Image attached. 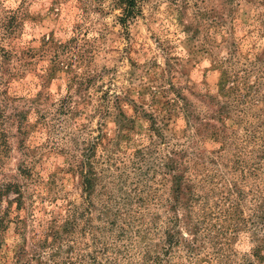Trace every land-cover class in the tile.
Returning a JSON list of instances; mask_svg holds the SVG:
<instances>
[{
  "label": "rangeland",
  "instance_id": "1",
  "mask_svg": "<svg viewBox=\"0 0 264 264\" xmlns=\"http://www.w3.org/2000/svg\"><path fill=\"white\" fill-rule=\"evenodd\" d=\"M140 6L139 15L125 29L118 20L124 8L120 0H0V11L21 9L29 15L13 28L11 38L16 49L36 50L34 56L26 58L30 61L26 67L15 53L9 59L0 54V106L3 108L0 120V224L4 217L0 227V264H28V259L35 253L32 246L37 238L34 236L39 234L38 238H42L50 219L67 215L66 200L88 207L86 217L94 229L106 230L103 240L110 249L107 253L111 254V234L120 231L117 226L111 231L109 224L111 211L118 206L115 200L126 197L125 202L129 204L136 184L145 198L149 187L159 196L166 197L170 193L174 171L165 167V163L167 153L171 155L176 143L184 145L186 150V158L182 155L184 158L180 162L191 164L198 160L203 163L199 166L205 171L201 178H208L203 181V192L214 188L218 194L221 190L225 194L236 190L238 195L241 190L245 196L241 200L237 224L230 225L228 203H222L223 210L227 209L226 217L208 219L212 224L224 223L226 226L227 231L219 237L221 243L216 249L210 247L213 242H208L209 237L200 232L206 223H197L195 215L190 221L185 209L170 210L168 204H151V212L144 216L146 222L152 221L154 215L159 218V223L167 225L168 219L174 216L177 222L170 226L181 238L182 247L163 264L188 262L187 239L195 240L203 254L223 248L218 254H209L210 261L206 264L257 263L253 253L264 238V151L250 154L252 147L247 146L246 154L241 151L239 137L246 136L247 126L256 129L264 122V102L253 105L251 111L249 104L240 105L247 116L238 124L237 115L228 107V101L220 98L219 105L213 97L225 70L237 75L235 78L243 87V93L250 94L257 86L258 93L250 95L264 97V0H143ZM2 32L0 30V35ZM75 35L79 39L72 44L76 50H84L85 62L78 64L67 60L64 68L55 69L53 76L48 78L54 51L49 49L46 41L53 36L64 42ZM85 38L90 42L85 43ZM84 70L93 71V82L78 93L77 86L74 87L73 104L78 113L61 116L60 130L52 133L60 139L61 147L50 151L52 141L49 140L52 139H49L51 136L45 125L38 123L37 109L47 111L48 118L52 117L57 109L54 104L71 83L70 79ZM172 87L182 89L186 98L182 103H190L188 117L179 112L170 119H161L164 110L148 107L154 93L163 103L167 97H174ZM106 92L108 99L103 100L101 96ZM210 93L211 96H207ZM116 94L122 99L127 117H134L136 109L142 110V107L157 115L161 119L158 125L163 127L160 133L153 134L147 129L151 123L144 113L132 121H122L123 116L111 101V96ZM96 103H100L102 114L95 113ZM219 110L229 114L224 123L218 119ZM259 115L260 119L257 118ZM125 123L130 128L128 137L122 126ZM216 128L224 132L228 142L225 150L220 148V141L209 139ZM99 132L104 134L105 143L97 146L92 161L96 177L89 202L87 193L81 189L84 178L70 163L72 154L82 160V141L94 142ZM231 133L238 136H231ZM212 150L217 152L211 153ZM235 154L241 155L238 158L242 160L245 157L254 159L259 169L253 174L247 169L234 170L237 166ZM187 158L192 160L186 161ZM20 169H26V174L23 175ZM166 173L169 181L163 186L161 180ZM211 176L214 183L210 182ZM9 182L22 187L24 194L19 204L12 202L19 198L16 193L2 192ZM208 201L216 205L220 195L212 196ZM102 205H107V209H102ZM85 219L79 218L78 222ZM199 219L203 217L199 216ZM58 225L61 231L62 222ZM215 231L213 229L212 236ZM63 236L68 238L62 242L63 254L67 253L73 240L84 243L90 239L89 235ZM162 239L160 234L149 233L132 251L134 261L143 262L141 250L146 246L160 249ZM20 247L27 252L18 258ZM107 253L102 256L103 261ZM223 257L230 258L222 260ZM49 260L48 264H54ZM42 261L45 258L36 259L32 264H43ZM124 264L131 262L127 260Z\"/></svg>",
  "mask_w": 264,
  "mask_h": 264
},
{
  "label": "trees",
  "instance_id": "2",
  "mask_svg": "<svg viewBox=\"0 0 264 264\" xmlns=\"http://www.w3.org/2000/svg\"><path fill=\"white\" fill-rule=\"evenodd\" d=\"M123 4V12L122 15L118 17L120 24L127 29L129 24L139 15L141 11V2L143 0H120ZM2 11H4L2 13ZM0 11V30H3L2 35H0V54L3 58L9 59L13 53H15L18 57V60L23 62L24 67L30 65V61H27L26 58L32 57L36 54V50L26 48V49H16V45L12 43L11 35L13 34V28L16 24L20 23L22 19H25L29 15L23 12L21 9H15L11 11H7L2 9ZM80 27V25H79ZM78 29V27H77ZM10 39V41H9ZM79 37L75 35L73 38L67 41H57L54 39L53 36L49 37L46 41L49 44V49L53 50V54L50 58V65H52V69H50L49 73L47 74L48 78H51L54 74L55 69H62L64 68V64L67 60L75 61L78 64H82V61L85 62V54L84 50H76V46L72 43H76ZM86 42H90L88 38H85ZM94 40V39H93ZM96 41V40H94ZM8 42V43H6ZM6 43V44H5ZM8 48H7V47ZM65 58V60H63ZM74 59V60H73ZM69 64V63H68ZM222 65H219V67ZM18 68H15L17 70ZM9 72L12 69H8ZM48 72V71H47ZM237 76V75H236ZM235 75H232L227 70L222 72V77L218 83L219 89L218 92L214 95V100L218 101L220 105V98H225V101H228V107L233 109L235 114L237 115L236 120H238V124H240L243 120L246 119V111L242 108H239L240 105L249 104V111L252 110L253 105L258 106L259 103L264 102V97L255 98V96H251L252 93H258L257 86L253 87L252 92L250 94L243 93V87H241L240 82L237 83ZM94 73L91 70H84L80 74H76L74 77L70 79V84H68L66 89L60 95L54 105H56L57 109L52 113V117L48 118L47 111H41L37 109V114L39 115L38 123L45 125L44 127L48 129V133H50L52 140L50 151H53L60 148V139L53 136L52 133H58L57 131L60 130V126H62L61 116L67 115L70 113L77 114V107L74 105L73 100V89L77 86L76 93H78L81 89H87L93 82ZM45 82V80H44ZM230 82H233L229 85ZM42 84V83H40ZM44 84V83H43ZM174 86V84H171ZM174 90V88H171ZM254 91V92H253ZM5 94H8L7 91H4ZM174 97H167L165 102H161L157 95L154 93L152 100L153 102L149 104V108L153 109H161L164 110V114L162 115L161 119L168 118L170 119L172 115H178L179 112L183 113L186 117H188L191 113V105L188 101H185L186 98L182 94V89L178 88L174 91ZM115 94V93H114ZM197 95V93H194ZM107 92L101 96L104 100H107ZM207 96H211V93ZM251 96V97H250ZM264 96V94L262 95ZM113 103L116 108L119 109V114L123 116L122 121H132L134 117H139L141 113L147 115L150 120V126L147 129L153 134H159L163 127L158 125V118L157 115L154 113H148L145 107L137 108L135 111L134 117H127V115L123 111V106L121 104L122 99L116 94L112 98ZM132 100V99H131ZM136 103V102H135ZM100 104V103H99ZM99 104H95V113L102 114V109H100ZM86 105V103H85ZM75 106V107H74ZM261 107V106H260ZM75 108V109H74ZM2 106H0V120L2 118ZM219 121L224 123L226 117L229 116L228 113H225L222 110H219ZM257 118H261L259 115ZM130 119V120H129ZM1 122V121H0ZM40 124V125H41ZM59 124V125H58ZM77 124L80 125L81 123L77 121ZM252 125V124H250ZM123 129L126 132V136L128 137L130 128H128V123L122 124ZM168 126V124H165ZM150 132V133H151ZM235 132V131H234ZM149 134V135H153ZM245 137H239L241 140V151L246 153V147L250 146L252 149L249 151L250 154L257 155V153H262L264 151V122L262 121L259 126L254 129H249L248 126L245 128ZM231 136H238L237 134L231 133ZM53 137V138H52ZM61 139H64L62 137ZM94 142H87L82 141L83 144V157L82 160L78 159V156L72 154V162L70 163L71 166L77 167L78 171H80L81 175L83 176L82 182V190L87 193V200L90 202V197L92 194V190L94 187V180H95V167L93 165V158L95 156V150L97 146L104 145L105 138L104 134L98 133L95 137ZM209 139L213 141H220L222 145L220 148L223 150L227 149L228 142L225 138L224 132L219 130L218 128L211 131ZM184 145L180 143H176L175 149L172 150L171 155L167 153V161L165 163V167L173 170L174 173L170 179L171 188L170 193L163 197V195H158L156 191L152 187H149V193L147 197L141 196V191L138 189V185L134 186V190L132 194H130L131 201L130 203H126V197H120V200H115V204L118 205L116 209L111 211V221L109 224L111 225V231L114 230V227L119 228L118 234H111V254L107 252L110 250L106 245V242L103 240L104 233L106 230L101 227H97L94 229L92 224L90 223V219L88 216L86 217V213L89 212L88 207H84V205H76L73 201L66 200L64 202V207L66 208L65 213L66 216L63 215L59 217H53L50 225L46 228L45 232L42 234V238H38L39 234L35 235V241L33 242L32 249L35 252L33 255L30 256L28 259V264H32L36 259H44L42 261L43 264H48L49 259H51L54 264H124L125 261H130L131 264H163L164 261H167L173 257V252L177 251L181 245V238H179L178 232H175L174 227L170 226V223L177 222L176 217L171 216L168 221L167 225H163L159 223L157 219L158 217H152V221L146 222L144 216L146 213H150L151 210L149 206L151 204L155 205H170V210L176 209H185L187 211L186 216L187 218L192 221L194 219L193 215L196 216L197 223L203 222L206 225L201 226L200 232L203 234L205 233V237H209L208 242L210 247L216 249L217 245L221 242L218 240L219 237L224 236L226 230V226L224 223H219V225L212 224L211 221L208 219L210 217H215L219 219V217L227 216V209L223 210V204L228 203L230 209H228V214L231 216L230 225L237 224L240 217V212L242 209L241 200L245 193L241 190L234 192H228L227 194L224 193V190H221L219 194L216 192V189L211 188L209 191L203 192V181H208V178H201L202 175L205 174L203 169L199 168L201 166L200 161L195 160L193 163H182L180 160L186 158V150L183 148ZM77 147V146H75ZM78 148V147H77ZM137 151H141L137 149ZM211 153L217 152V150L210 151ZM247 154V153H246ZM183 155V156H182ZM236 155L235 163L237 166L234 170L239 169H247L250 174H253L255 170H258L259 167L256 165L257 163L251 161L245 157L244 160L238 158L241 155ZM192 159L187 158L186 161H190ZM246 160V161H245ZM260 162V161H259ZM22 174H26V169H20ZM168 173L164 174L162 177V185L165 186L166 182L169 181ZM217 176V175H216ZM199 178V179H198ZM214 177H210V182ZM3 194H8L10 192L16 193L19 198L13 199L12 202L14 203L17 201L19 204L21 197H23V191L20 184L16 182H9L6 183L3 188ZM139 192V193H138ZM106 194V193H104ZM220 195V201L218 204L213 205L209 203V199L212 196ZM147 203V204H146ZM146 204V205H145ZM20 207V206H19ZM102 209H107V205H102ZM146 208V209H144ZM214 208L218 210H214ZM147 210V211H146ZM221 210V211H220ZM199 216H202L203 219L200 220ZM85 217L86 219L83 222H78V219ZM4 217L1 218V224ZM227 221V219L225 220ZM58 222H62L63 228L60 231L61 226L58 225ZM0 224V227L2 226ZM228 228H231L230 226ZM227 228V229H228ZM237 228V226L235 227ZM213 229H216L214 235L212 236ZM234 229V228H232ZM233 231V230H231ZM107 232H110L108 230ZM237 232V231H233ZM149 233H154L155 235L160 234L163 236L162 245L160 249H152L151 247H144L141 251L143 260L142 263L135 262L133 250L136 248L137 243L143 242V239L146 238ZM63 234H71V235H81L82 237L90 236L89 241H81V240H73V244L69 246L68 251L66 254L62 253V242L67 240L68 238L64 237ZM197 234V233H196ZM140 238V240H139ZM222 245V244H221ZM186 259L188 262H184L182 264H206L210 261L209 254H218L223 250L222 247L218 248L216 251H212L210 253L203 254L204 251L202 249H198L199 245L194 240L187 239V246H186ZM257 251L253 253L254 257L257 260L255 264H264V238L262 237L260 243L257 245ZM89 249L87 253L86 250ZM46 250H51V252H47ZM196 250H199L197 253ZM263 250V253H261ZM27 252V250L23 247H20L17 257H21ZM107 253V258L103 261L102 256ZM58 254V256H56ZM63 254V255H62ZM141 254V253H140ZM224 254V252H223ZM61 255V256H60ZM48 257V259L46 258ZM230 257H223L222 260H226ZM246 260V259H245ZM208 261V262H207ZM247 263V262H245ZM254 264V263H252Z\"/></svg>",
  "mask_w": 264,
  "mask_h": 264
}]
</instances>
